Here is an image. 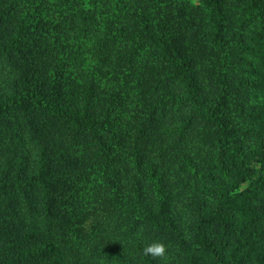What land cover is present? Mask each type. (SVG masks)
Here are the masks:
<instances>
[{"label": "trees", "instance_id": "1", "mask_svg": "<svg viewBox=\"0 0 264 264\" xmlns=\"http://www.w3.org/2000/svg\"><path fill=\"white\" fill-rule=\"evenodd\" d=\"M0 264H264V0H0Z\"/></svg>", "mask_w": 264, "mask_h": 264}, {"label": "clouds", "instance_id": "2", "mask_svg": "<svg viewBox=\"0 0 264 264\" xmlns=\"http://www.w3.org/2000/svg\"><path fill=\"white\" fill-rule=\"evenodd\" d=\"M142 252L145 256H151L153 259L164 258L166 253L165 245L160 241H155L150 244H146Z\"/></svg>", "mask_w": 264, "mask_h": 264}]
</instances>
